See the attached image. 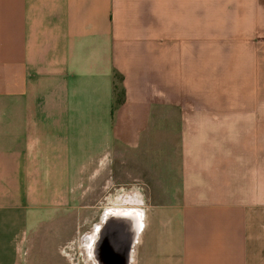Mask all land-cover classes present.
Segmentation results:
<instances>
[{
  "label": "crops",
  "instance_id": "obj_1",
  "mask_svg": "<svg viewBox=\"0 0 264 264\" xmlns=\"http://www.w3.org/2000/svg\"><path fill=\"white\" fill-rule=\"evenodd\" d=\"M263 79L264 0H0V264L75 209L76 264H264ZM166 110L178 183L150 202L119 161ZM119 207L133 258L92 235Z\"/></svg>",
  "mask_w": 264,
  "mask_h": 264
},
{
  "label": "rangeland",
  "instance_id": "obj_2",
  "mask_svg": "<svg viewBox=\"0 0 264 264\" xmlns=\"http://www.w3.org/2000/svg\"><path fill=\"white\" fill-rule=\"evenodd\" d=\"M161 115L166 119V123L159 125L155 115L150 131L152 137L146 147L134 153L122 154L119 161V171L121 173L122 170V177L127 178L126 181H119V189L129 184L140 186L144 182L143 187L150 196V202L167 201L178 183V116L173 110H166ZM159 135H162L161 139ZM77 212L75 209L62 215L61 219L47 230L48 236L33 243L32 264L78 263L77 240L70 241L75 236L80 218ZM67 255H71L73 261L69 260Z\"/></svg>",
  "mask_w": 264,
  "mask_h": 264
},
{
  "label": "water",
  "instance_id": "obj_3",
  "mask_svg": "<svg viewBox=\"0 0 264 264\" xmlns=\"http://www.w3.org/2000/svg\"><path fill=\"white\" fill-rule=\"evenodd\" d=\"M114 210L115 209L110 210V212L113 215L115 213H121V212L126 213V214H134V215H126V216L120 215L123 217H131L130 218L131 222L129 224H126L125 221L120 219V217H119V220L114 219L113 217L112 219L110 218V220L108 218H105L103 223L98 225L97 227L98 231L100 232L102 231V233H100L102 234V239L98 244L100 245L102 244L103 245L102 248L105 250H108L109 248L118 249L121 251L122 256H124V251L126 249V253H125L126 258H127V255L128 257L130 256L133 258L134 247L138 241L139 233L143 227V211L138 210L136 208H127V207L116 208L115 210L116 212ZM99 226L101 229L99 228ZM111 231H125V232H128L130 235H128L127 241H124V239L123 240L121 239L122 237H119L118 241L114 243L115 246L114 245L110 246L108 233ZM123 262H125V260H123Z\"/></svg>",
  "mask_w": 264,
  "mask_h": 264
},
{
  "label": "bare ground",
  "instance_id": "obj_4",
  "mask_svg": "<svg viewBox=\"0 0 264 264\" xmlns=\"http://www.w3.org/2000/svg\"><path fill=\"white\" fill-rule=\"evenodd\" d=\"M141 185V184H140ZM115 186V185H114ZM112 192V191H111ZM115 210H116V208H115ZM114 210V211H115ZM128 210H130V209H128ZM116 212V211H115ZM120 215H123V216H126V215H134V214H126V213H123V212H121V213H115L114 215H109V216H107L106 218H110L111 217V219H112V217L114 218V219H117V220H119V217H120V219L121 220H123V221H125V223L126 224H129L131 221V217H123V216H120ZM150 216V215H149ZM148 216V217H149ZM110 222V221H109ZM103 223V222H102ZM89 227V226H88ZM97 227H98V225L96 226V228L93 230V236H95L96 235V233H99V232H97ZM99 228H100V226H99ZM101 229V228H100ZM78 240V239H77ZM88 240H90L89 242H91L92 241V237H91V235H89L88 236ZM78 243V242H77ZM75 264V263H74ZM82 264V263H81Z\"/></svg>",
  "mask_w": 264,
  "mask_h": 264
},
{
  "label": "trees",
  "instance_id": "obj_5",
  "mask_svg": "<svg viewBox=\"0 0 264 264\" xmlns=\"http://www.w3.org/2000/svg\"><path fill=\"white\" fill-rule=\"evenodd\" d=\"M120 92H118V94H119ZM118 103H120L121 102V99L120 98H118V101H117ZM113 108H114V104H113Z\"/></svg>",
  "mask_w": 264,
  "mask_h": 264
}]
</instances>
